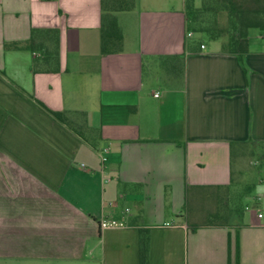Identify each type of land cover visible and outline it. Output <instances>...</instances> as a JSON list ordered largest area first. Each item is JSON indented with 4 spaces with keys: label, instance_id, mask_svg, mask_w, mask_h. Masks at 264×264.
I'll use <instances>...</instances> for the list:
<instances>
[{
    "label": "crops",
    "instance_id": "crops-1",
    "mask_svg": "<svg viewBox=\"0 0 264 264\" xmlns=\"http://www.w3.org/2000/svg\"><path fill=\"white\" fill-rule=\"evenodd\" d=\"M149 2L117 14L122 50L102 54L101 0H0V264H139L140 228L149 264H237V243L239 264H264V176L254 209L219 214L235 152L264 145V31L241 56L188 48L185 0ZM33 27L59 29L58 61L26 46ZM183 53L156 88L154 61Z\"/></svg>",
    "mask_w": 264,
    "mask_h": 264
},
{
    "label": "trees",
    "instance_id": "trees-1",
    "mask_svg": "<svg viewBox=\"0 0 264 264\" xmlns=\"http://www.w3.org/2000/svg\"><path fill=\"white\" fill-rule=\"evenodd\" d=\"M185 0L186 30L194 34L187 42L188 48L202 44L205 38L220 40L226 52L242 55L249 49V31L259 28L264 31V0ZM136 0H101V53H117L122 50L123 33L117 14L132 10ZM188 35V36H191ZM18 47V45H15ZM34 52L43 55L42 63L58 61L59 29L33 27L31 38L26 45ZM186 54L161 56L160 60L170 63L166 71L169 76H181V63ZM179 60V63L177 61ZM51 70L50 67H45ZM179 68V69H178ZM57 69V68H56ZM33 70H37L36 64ZM54 70V69H53ZM172 78V77H171ZM36 103L54 119L71 129L75 134L84 137L82 124L73 120V112L53 110L36 99ZM244 194L236 196L235 202L219 210L221 213H240ZM227 203V202H226ZM140 263L149 264V229L140 228ZM237 264H239V244L237 243Z\"/></svg>",
    "mask_w": 264,
    "mask_h": 264
},
{
    "label": "rangeland",
    "instance_id": "rangeland-1",
    "mask_svg": "<svg viewBox=\"0 0 264 264\" xmlns=\"http://www.w3.org/2000/svg\"><path fill=\"white\" fill-rule=\"evenodd\" d=\"M151 0H139V4L142 8H150L151 3L149 2ZM168 3L170 5H174L177 3V0H168ZM197 3L199 4L200 1L197 0ZM171 8V7H169ZM253 30H257L260 31L259 28H254ZM207 44H210V42L212 40L205 38V40ZM155 67H157V70L154 71L153 73H159L161 74L162 81H160L159 85L156 86V88L160 89V90H164L166 89V85L165 82L167 81L166 76H168V73L166 71V62H164L163 60H159V61H154V70ZM152 69V68H151ZM151 70H149L148 67H146V76H147V80L149 79L150 72ZM166 77V80L164 83H162L164 81ZM242 171L244 172V174H242ZM264 176V145H262L261 147H258V149L253 150L251 152L250 157H248L246 163L243 162V160H241L238 157V153L235 152L234 154V158H233V184H235L239 189V193L238 194H246L249 196H254L257 195V189L256 186L259 184L260 180L262 179V177ZM239 181V182H237ZM251 194V195H250ZM190 201H192V198L190 197ZM203 203H207L206 205H208V201L204 200ZM202 204V202H201ZM241 204L243 205V207L245 208V206L250 207L251 209H254V202L251 201H247L246 198H243ZM247 211V210H245ZM24 264H52L49 262H41V261H26ZM54 264H67V263H54Z\"/></svg>",
    "mask_w": 264,
    "mask_h": 264
},
{
    "label": "built area",
    "instance_id": "built-area-1",
    "mask_svg": "<svg viewBox=\"0 0 264 264\" xmlns=\"http://www.w3.org/2000/svg\"><path fill=\"white\" fill-rule=\"evenodd\" d=\"M189 35H191V33H189ZM202 47H204L203 44H202ZM158 95H159V93L156 92V93H155V96H158ZM103 160H105V158H104ZM83 165H84V164H83ZM120 225H121L120 221L117 220V219H115V218H113V219H111V218H104V219L100 222V227H101V229H107V228L118 227V226H120Z\"/></svg>",
    "mask_w": 264,
    "mask_h": 264
}]
</instances>
